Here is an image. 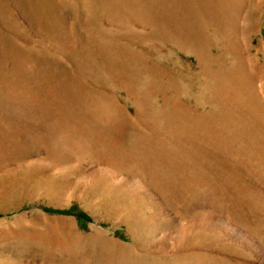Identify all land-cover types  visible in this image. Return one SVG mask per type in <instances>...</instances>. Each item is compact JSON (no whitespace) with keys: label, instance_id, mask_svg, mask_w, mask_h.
<instances>
[{"label":"rangeland","instance_id":"obj_1","mask_svg":"<svg viewBox=\"0 0 264 264\" xmlns=\"http://www.w3.org/2000/svg\"><path fill=\"white\" fill-rule=\"evenodd\" d=\"M260 251L264 0H0V264Z\"/></svg>","mask_w":264,"mask_h":264},{"label":"trees","instance_id":"obj_2","mask_svg":"<svg viewBox=\"0 0 264 264\" xmlns=\"http://www.w3.org/2000/svg\"><path fill=\"white\" fill-rule=\"evenodd\" d=\"M45 211L55 214L73 215L79 222H89L91 217L84 211L78 210L75 206L69 208H45Z\"/></svg>","mask_w":264,"mask_h":264},{"label":"bare ground","instance_id":"obj_3","mask_svg":"<svg viewBox=\"0 0 264 264\" xmlns=\"http://www.w3.org/2000/svg\"><path fill=\"white\" fill-rule=\"evenodd\" d=\"M250 244V243H249ZM250 245H252V244H250ZM253 247V246H252ZM257 252V251H256ZM258 256H259V258L260 259H263V264H264V253H263V255H262V252L260 251V252H258V254H257Z\"/></svg>","mask_w":264,"mask_h":264}]
</instances>
